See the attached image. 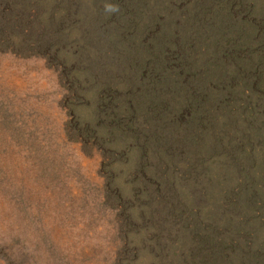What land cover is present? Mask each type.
I'll list each match as a JSON object with an SVG mask.
<instances>
[{
	"label": "rangeland",
	"instance_id": "rangeland-1",
	"mask_svg": "<svg viewBox=\"0 0 264 264\" xmlns=\"http://www.w3.org/2000/svg\"><path fill=\"white\" fill-rule=\"evenodd\" d=\"M0 264H264V0H0Z\"/></svg>",
	"mask_w": 264,
	"mask_h": 264
},
{
	"label": "clouds",
	"instance_id": "clouds-1",
	"mask_svg": "<svg viewBox=\"0 0 264 264\" xmlns=\"http://www.w3.org/2000/svg\"><path fill=\"white\" fill-rule=\"evenodd\" d=\"M105 10H106V11H109V12H113V11H116L117 8H116V6H114V5L106 4V5H105Z\"/></svg>",
	"mask_w": 264,
	"mask_h": 264
}]
</instances>
